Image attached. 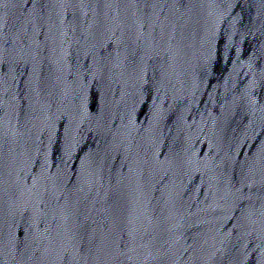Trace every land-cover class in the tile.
Returning a JSON list of instances; mask_svg holds the SVG:
<instances>
[{
  "label": "water",
  "instance_id": "1",
  "mask_svg": "<svg viewBox=\"0 0 264 264\" xmlns=\"http://www.w3.org/2000/svg\"><path fill=\"white\" fill-rule=\"evenodd\" d=\"M0 264H264V0H0Z\"/></svg>",
  "mask_w": 264,
  "mask_h": 264
}]
</instances>
